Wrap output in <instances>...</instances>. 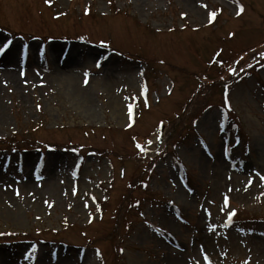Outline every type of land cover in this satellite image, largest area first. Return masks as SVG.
<instances>
[{"label":"rangeland","instance_id":"1","mask_svg":"<svg viewBox=\"0 0 264 264\" xmlns=\"http://www.w3.org/2000/svg\"><path fill=\"white\" fill-rule=\"evenodd\" d=\"M14 46L0 264H264V0H0Z\"/></svg>","mask_w":264,"mask_h":264},{"label":"bare ground","instance_id":"2","mask_svg":"<svg viewBox=\"0 0 264 264\" xmlns=\"http://www.w3.org/2000/svg\"><path fill=\"white\" fill-rule=\"evenodd\" d=\"M17 46H14V47H11V49L9 50V52H6V54H5V57H3L1 60H0V62H2L3 63V65H6V64H8V65H10L9 63H11V61H13V59H14V56H16L17 54L16 53H18V51H17V48H16ZM51 48H59L57 45H53V47H51ZM52 51H55V50H53V49H51ZM17 51V52H16ZM16 52V53H15ZM79 53V50H76L75 49V51H71V50H69V53H68V61H66V68L67 67H74L73 65H75V56L77 55ZM90 54L91 53H94V52H89ZM5 58V59H4ZM11 66V65H10ZM53 69H55L54 70V72H56V73H54V77L56 78L55 79V81L57 80V79H62L64 82H62L61 84H64V83H66L65 85H67L68 87H67V89H65L67 92H71V91H74V90H76L75 89V86H77V85H75L76 84V81H75V79L71 76V75H68V72L67 73H62V72H60V70L58 71V69L57 68H53ZM67 74V75H66ZM11 78H13L14 76H10ZM106 82H109L110 83V80H107ZM17 83V81L15 82V84ZM75 92V91H74ZM76 93L78 94V95H81L82 96V94H80L81 92H80V90L79 89H77V91H76ZM115 115H117V113L115 114ZM118 118L121 120V117H120V115H119V112H118ZM255 142L257 143V147L259 146V148H257L256 147V149L257 150H260V146H261V144H263V143H261V140H260V137H257V138H255ZM256 150V152L254 153V155H258V151ZM28 161H30L29 159H28ZM56 161V159L55 158H51L50 159V162L51 163H54ZM143 224L144 225H146L147 226V222H144L143 221ZM47 254H49V252H45V255H47ZM83 256H84V254H83ZM85 257H82V256H79L78 254H76L75 252H73V251H65V252H63V251H60L59 250V252H57V255H56V259L58 260V263L59 264H75V263H78L79 261V259H84ZM42 259H43V257H42ZM178 259H180V258H178ZM180 261H178L177 260V262L176 261H174L173 262V264H180L179 263ZM1 263V262H0Z\"/></svg>","mask_w":264,"mask_h":264},{"label":"snow or ice","instance_id":"3","mask_svg":"<svg viewBox=\"0 0 264 264\" xmlns=\"http://www.w3.org/2000/svg\"><path fill=\"white\" fill-rule=\"evenodd\" d=\"M46 2H47V0H46ZM241 11H242V9H241ZM212 15L215 16V13H213ZM97 66L99 67V65H97ZM129 115L131 116V106L129 107ZM225 205H227V200L225 201ZM232 215H235V213H232ZM205 259H207V257H205Z\"/></svg>","mask_w":264,"mask_h":264}]
</instances>
